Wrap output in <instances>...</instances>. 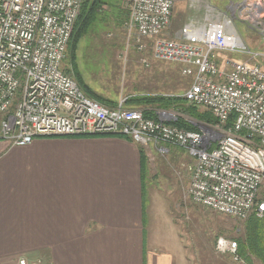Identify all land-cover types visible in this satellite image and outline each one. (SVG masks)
Instances as JSON below:
<instances>
[{
	"label": "built area",
	"instance_id": "1",
	"mask_svg": "<svg viewBox=\"0 0 264 264\" xmlns=\"http://www.w3.org/2000/svg\"><path fill=\"white\" fill-rule=\"evenodd\" d=\"M125 2L138 50L146 51L151 40L155 59L181 64L183 74L193 76L183 96L211 111L218 123L188 131L168 124L176 118L164 111L155 120L143 109L126 108L127 98L113 108L90 98L63 69L84 0H0L2 138L25 146L42 137L114 136L143 148L153 145L161 154L180 147L196 159L188 190L194 203L240 220L264 218V72L243 61L227 62L231 68L225 71L216 61L218 52L246 51L236 28L211 21L167 39L162 34L172 20L173 0ZM232 6L253 8L249 17L264 24V0ZM216 247L243 262L236 241L219 238ZM17 264L29 263L21 258Z\"/></svg>",
	"mask_w": 264,
	"mask_h": 264
},
{
	"label": "crops",
	"instance_id": "2",
	"mask_svg": "<svg viewBox=\"0 0 264 264\" xmlns=\"http://www.w3.org/2000/svg\"><path fill=\"white\" fill-rule=\"evenodd\" d=\"M211 21L219 19L191 18L174 39ZM147 173L139 145L126 138L42 137L17 146L0 130V264H175L184 231L166 197H158L161 209L149 198Z\"/></svg>",
	"mask_w": 264,
	"mask_h": 264
},
{
	"label": "rangeland",
	"instance_id": "3",
	"mask_svg": "<svg viewBox=\"0 0 264 264\" xmlns=\"http://www.w3.org/2000/svg\"><path fill=\"white\" fill-rule=\"evenodd\" d=\"M118 1H122L123 9H129L124 0ZM173 1V17L165 37L174 39V34L191 18L201 23L217 19L227 21L237 29L247 49L241 53H218L219 59L257 65L264 72V24L249 17L254 12L253 8L232 6L241 4L242 0ZM106 13L104 23L93 28L80 42L77 52L78 68L86 84L98 94L117 102L139 95H184L193 76L184 75L177 63L155 59L151 52V40L144 43L146 51H139L137 35L129 27V19L119 24L115 21L117 19L112 9L106 8ZM66 59L63 67L66 66ZM143 59H147L148 65ZM228 68L225 65V69ZM164 112L177 118L178 114L173 111ZM1 119L0 114V123ZM188 119L201 130L209 127L208 124ZM168 149V152L161 154L153 145L144 147V158L149 170V198L160 201L158 197H166L179 229L183 228L184 231V249L183 252L178 251L175 264H249L243 257V262L239 263L229 254L220 253L216 245L219 238L234 241L243 238L245 223L252 216L240 220L194 203L188 190L196 159L186 149L175 146H169ZM260 195L264 197V185ZM158 203L160 209L165 205L162 201ZM253 264L260 262L254 259Z\"/></svg>",
	"mask_w": 264,
	"mask_h": 264
},
{
	"label": "trees",
	"instance_id": "4",
	"mask_svg": "<svg viewBox=\"0 0 264 264\" xmlns=\"http://www.w3.org/2000/svg\"><path fill=\"white\" fill-rule=\"evenodd\" d=\"M125 1V0H124ZM119 2V3H118ZM116 4V6H115ZM118 6V7H117ZM106 8L115 12L119 24H124L128 19L130 21V10L123 9L122 1L118 0H84L81 13L76 21L74 31L69 42L66 57L67 63L63 67L64 71L71 75L80 88L92 99L108 107H116L119 102L105 98L101 94L92 90L86 84L77 64V52L80 42L88 36L97 24H102L107 16ZM65 61V60H64ZM126 108L143 109L146 117L158 120V111H173L177 113L175 120L167 123L188 131H199L197 124H193L188 118L197 123H205L210 126L218 123L217 118L209 110L201 111L195 105L189 103L183 95H139L128 97L125 102ZM235 116L232 115L226 128L233 125ZM142 158V173L145 172L147 164L145 161V150L139 146ZM239 254L249 264H253L256 259L260 264H264V218L252 216L245 223V234L243 238H237Z\"/></svg>",
	"mask_w": 264,
	"mask_h": 264
}]
</instances>
